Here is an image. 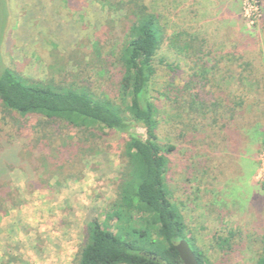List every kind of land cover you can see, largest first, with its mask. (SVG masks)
Returning a JSON list of instances; mask_svg holds the SVG:
<instances>
[{"label":"rangeland","instance_id":"1","mask_svg":"<svg viewBox=\"0 0 264 264\" xmlns=\"http://www.w3.org/2000/svg\"><path fill=\"white\" fill-rule=\"evenodd\" d=\"M239 2L241 24L231 14L228 27L212 9L199 7L201 0L151 3L168 35L183 31L196 36L210 57L232 38L236 53L258 69V79L246 87L244 107L203 115L185 110L193 61L167 43L155 58L149 96L157 111L158 140L173 146L166 169L171 200L203 260L214 264H260L264 254V13L255 16L254 7ZM80 6L69 8L62 0H0V63L23 76L45 79L55 58L77 80L79 65L88 59L80 48L88 49L102 28L124 24L122 11L110 13L95 0H81ZM219 77L213 90L209 84L205 88L211 97L221 90L237 92V82ZM226 99L229 104L231 96ZM42 120L46 126L35 119L33 127H24V120L0 102V128L11 144L24 149L27 139L59 126L47 117ZM131 133L145 136L139 125ZM59 135L63 139L72 132L63 128ZM127 138L120 132L90 138L82 150L66 154L73 170L61 171L57 162L34 189L27 188L20 168L12 169L10 187L15 190L0 198V264H72L88 225L99 221L114 230L108 212L116 197L115 181L128 163ZM220 238L228 244L221 245Z\"/></svg>","mask_w":264,"mask_h":264},{"label":"trees","instance_id":"2","mask_svg":"<svg viewBox=\"0 0 264 264\" xmlns=\"http://www.w3.org/2000/svg\"><path fill=\"white\" fill-rule=\"evenodd\" d=\"M62 1L69 8L81 7V0ZM95 1L110 13L122 11L124 24L112 30L102 28L88 49L80 48L88 59L79 65L77 80L68 77L55 58L49 61L45 79L23 76L0 63V102L5 110L23 119L27 128L34 126L35 119L37 125L46 126L43 117L59 125L27 139L24 149L11 144L0 128V198L15 190L10 187L12 169L20 168L26 174L27 188L34 189L57 162L62 163L61 171L73 170L66 154L82 150L90 138L124 133L128 135V163L115 181L116 197L108 212L114 230L99 221L88 225L72 264H182L174 248L180 239L197 253L200 264H214L203 260L195 238L186 231L178 204L171 200L166 169L173 146L158 140L157 111L149 86L156 72V55L167 43L176 54L193 61L185 83L189 96L185 110L221 115L245 106L246 87L258 79L256 64L236 53L232 38L210 57L196 36L183 31L168 35L161 14L152 8L154 0ZM259 9L264 13L262 6ZM68 53L61 56L63 61ZM218 77L237 82V92L221 90L211 97L205 88L209 84L213 90ZM134 125L144 129V137L131 133ZM63 128L72 135L62 139L59 131ZM220 243L228 244V239L220 238ZM260 264H264V254Z\"/></svg>","mask_w":264,"mask_h":264},{"label":"crops","instance_id":"3","mask_svg":"<svg viewBox=\"0 0 264 264\" xmlns=\"http://www.w3.org/2000/svg\"><path fill=\"white\" fill-rule=\"evenodd\" d=\"M201 1H202V5L201 3L200 4L198 3V6L199 7L202 6L203 8H206L209 10L212 9L214 15L216 13L219 14L220 19L224 22L223 24L226 27H228L231 24V22H233V17L231 16V14L235 15V17L237 18L238 24L241 22V20L239 19V8H240L239 0H201ZM223 15L228 16V19L227 20L224 19L225 17L223 18Z\"/></svg>","mask_w":264,"mask_h":264},{"label":"water","instance_id":"4","mask_svg":"<svg viewBox=\"0 0 264 264\" xmlns=\"http://www.w3.org/2000/svg\"><path fill=\"white\" fill-rule=\"evenodd\" d=\"M174 248L177 251L182 264H200L198 261L197 253L191 249L185 239H180L178 242H176L174 244Z\"/></svg>","mask_w":264,"mask_h":264},{"label":"built area","instance_id":"5","mask_svg":"<svg viewBox=\"0 0 264 264\" xmlns=\"http://www.w3.org/2000/svg\"><path fill=\"white\" fill-rule=\"evenodd\" d=\"M246 4L250 7H254L255 8V16H259L260 15V0H246Z\"/></svg>","mask_w":264,"mask_h":264}]
</instances>
